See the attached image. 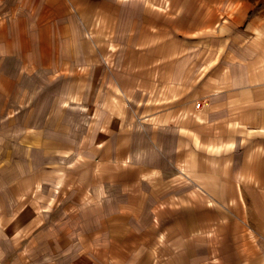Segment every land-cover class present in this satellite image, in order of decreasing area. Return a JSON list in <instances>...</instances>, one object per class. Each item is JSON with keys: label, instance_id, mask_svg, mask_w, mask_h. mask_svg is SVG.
<instances>
[{"label": "crops", "instance_id": "1", "mask_svg": "<svg viewBox=\"0 0 264 264\" xmlns=\"http://www.w3.org/2000/svg\"><path fill=\"white\" fill-rule=\"evenodd\" d=\"M0 264H264V0H0Z\"/></svg>", "mask_w": 264, "mask_h": 264}]
</instances>
